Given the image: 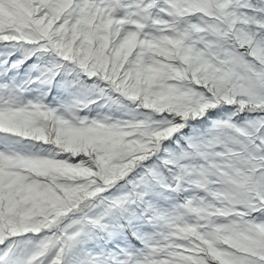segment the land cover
<instances>
[{"label":"snow or ice","instance_id":"obj_1","mask_svg":"<svg viewBox=\"0 0 264 264\" xmlns=\"http://www.w3.org/2000/svg\"><path fill=\"white\" fill-rule=\"evenodd\" d=\"M0 264H264V0H0Z\"/></svg>","mask_w":264,"mask_h":264}]
</instances>
